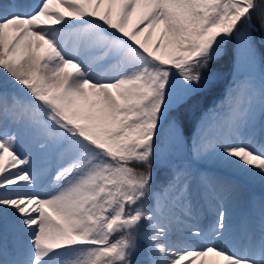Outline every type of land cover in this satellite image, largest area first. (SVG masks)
Masks as SVG:
<instances>
[{"label": "snow or ice", "instance_id": "1", "mask_svg": "<svg viewBox=\"0 0 264 264\" xmlns=\"http://www.w3.org/2000/svg\"><path fill=\"white\" fill-rule=\"evenodd\" d=\"M17 7L0 2V123L31 144L0 132V264H264V199L238 232L222 206L207 232L187 224L196 186L234 191L209 165L264 184V0ZM233 42L232 83L189 144L181 111L217 88ZM182 227L203 242L178 246Z\"/></svg>", "mask_w": 264, "mask_h": 264}, {"label": "rangeland", "instance_id": "2", "mask_svg": "<svg viewBox=\"0 0 264 264\" xmlns=\"http://www.w3.org/2000/svg\"><path fill=\"white\" fill-rule=\"evenodd\" d=\"M31 1L29 0L28 1L29 3H26V4H28L26 6L27 7L29 6L27 8V11L33 10L40 3V0H38V1L31 0ZM134 17H136V16H134ZM134 17H133V21H132L133 24L135 23V20L137 18V17L136 18H134ZM130 27H131V25H130ZM259 41H261L260 38H259ZM235 58H236V53H235V44H234V55H233V60H232V67H231L229 76L225 82L224 89L217 96L218 102L223 98L225 89H227L228 86L232 83V80H233L232 69H233V64H234ZM257 74H259V73H257ZM200 121L198 122V124L200 123ZM6 124H7V129L4 130L2 128V129H0V132H3V131L15 132L18 136V142H17L18 151H20L21 153L25 152L31 144L30 133L26 129H24L23 127L12 124L11 122H7ZM198 124H197V126H198ZM24 130H25V132H24ZM165 131H167V130H165ZM184 137H185V139H188L185 134H184ZM190 143H191V141L189 142V144ZM184 151L186 152L187 148H185ZM162 168H164V167L163 166L158 167V169H162ZM208 171L219 184H224V185L232 184V185H234V188L236 189V191L235 190L234 191H228V190L220 188V187H217L216 191H212L211 189L203 187V186H196V194H195V198H194L195 199V208H194L193 215L191 217H189V219L187 220V224L189 226L193 227V229L198 227L202 231H204L201 228L198 217L196 216L198 214L196 212L197 206H198L199 210H202L205 207H209L213 203L212 201H215V202L216 201H220V202L225 201L226 202L227 201L226 199H228L232 195V193H234V192H235V196L237 195L236 208H240L241 205H244L245 210L247 211L249 220L253 222V218L256 217L257 212H259V209L256 207L254 200L257 199L258 194L262 193L261 182L258 181L255 184H253L251 179H246L243 176V174L239 173L238 170H236L235 168H224V167L217 166V165H209ZM46 184H47V180L43 181L41 185L37 186L34 189H24V191L43 192L45 190ZM42 187H43V191H41ZM200 189L210 191L211 197L213 198V200L210 197L207 200H204V196L200 195L201 194L199 191ZM239 200H241V201L239 202ZM228 211L229 210H227V212ZM235 230L237 232L239 231L237 228ZM172 239L176 242V244L178 246H182V247L187 246V245L194 246L196 244H201L203 242L199 238L190 237L188 235L187 228H184V227H182L179 230H177L176 232H174ZM8 244H9V247H11V238L10 237L8 240ZM139 258L142 260L143 256H141Z\"/></svg>", "mask_w": 264, "mask_h": 264}, {"label": "trees", "instance_id": "3", "mask_svg": "<svg viewBox=\"0 0 264 264\" xmlns=\"http://www.w3.org/2000/svg\"><path fill=\"white\" fill-rule=\"evenodd\" d=\"M252 24L254 26V31H252V36L255 38L258 52L264 53V45L258 40V37L261 39L264 38V27L261 25V20L258 18L256 13H253ZM228 55L221 61L219 69L221 72V80L217 88L210 94H206L198 99V101L193 104L185 107L181 111V120L182 126L184 129V134L187 135L188 141L191 140L192 134L197 128L199 120L204 116V114L218 103L217 96L223 88L225 87V82L229 76L232 60L234 55V42L229 46ZM169 175L167 168H162L158 171L156 176V184L159 185L163 183Z\"/></svg>", "mask_w": 264, "mask_h": 264}, {"label": "bare ground", "instance_id": "4", "mask_svg": "<svg viewBox=\"0 0 264 264\" xmlns=\"http://www.w3.org/2000/svg\"><path fill=\"white\" fill-rule=\"evenodd\" d=\"M25 1V2H24ZM29 0H0V2H2L5 7H7L8 5H11V4H15L17 5L18 7L15 9L17 11H27V7L26 3H29L28 2ZM31 1V0H30ZM33 1H38V0H33ZM32 2V1H31ZM30 9V8H29ZM136 18V17H134ZM22 127V126H21ZM4 129L6 130L7 129V124L6 123H0V129ZM21 129V128H20ZM25 132V130H24ZM5 160H7V156L5 155ZM244 176V175H243ZM246 179H249L247 178L246 176H244ZM259 180H252V183L255 184L256 182H258ZM237 185V184H236ZM39 186V185H38ZM261 191L262 193L258 194L257 196V199L254 200L255 204H256V207L259 209V204L261 202L262 199H264V184H262L261 186ZM234 190L236 191V189L234 188ZM41 191H43V187L41 188ZM200 195H203L204 196V200H207L209 197H211V192L208 191V190H203V189H200ZM236 199H237V195L235 196V192L232 193V195L226 199L227 201L225 202H220V201H212L213 198H212V204L209 206V207H205L204 209L202 210H199L198 206H197V209H196V212L198 213L196 216L198 217V220H199V223L201 225V228L207 232L210 225L213 223V221L216 219V209L219 208L220 206L223 207V209L225 210H229L228 211V214L231 218V224L233 225V228L234 229H238L240 228V225L242 224V222L245 220V219H248V214H247V211L245 210V207L244 205H241L240 208H236ZM241 200H239L240 202ZM258 213L257 212V216L253 218V223L255 224V222L257 221V218H258ZM194 217V216H193ZM200 244H196L194 246H199Z\"/></svg>", "mask_w": 264, "mask_h": 264}, {"label": "water", "instance_id": "5", "mask_svg": "<svg viewBox=\"0 0 264 264\" xmlns=\"http://www.w3.org/2000/svg\"><path fill=\"white\" fill-rule=\"evenodd\" d=\"M154 174H156V169H154Z\"/></svg>", "mask_w": 264, "mask_h": 264}]
</instances>
